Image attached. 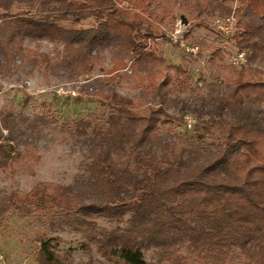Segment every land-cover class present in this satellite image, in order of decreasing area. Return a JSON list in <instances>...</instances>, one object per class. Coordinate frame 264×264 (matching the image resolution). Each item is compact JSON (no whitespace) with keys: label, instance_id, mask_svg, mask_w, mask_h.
<instances>
[{"label":"trees","instance_id":"1","mask_svg":"<svg viewBox=\"0 0 264 264\" xmlns=\"http://www.w3.org/2000/svg\"><path fill=\"white\" fill-rule=\"evenodd\" d=\"M163 1L0 0V74L18 62L17 67L30 66L29 72L48 67L79 77L91 74L101 62L99 54L110 48L119 58L106 73L119 77L130 59L133 69L143 71L138 83H145L154 103L147 114H140L129 98L106 95L103 103L112 112L92 129L88 188L41 181L27 193H13L9 203L23 212L33 206L86 218L94 212L130 213L128 226L97 239L99 253L113 256V264H148L143 247L184 243L197 260L171 252L168 258L174 264H222L231 254L241 264H264V0H238L235 8L223 5L234 0H168L187 3L188 12L202 23V10L214 15V8L235 21L232 41L246 62L233 68L228 89L209 83L206 93L188 86L186 70L168 67L149 46L163 35L161 22L174 17L171 9L161 7ZM14 3L27 9L12 14ZM89 18L91 26H76ZM28 38L48 39L61 48L51 55L25 44ZM185 91L191 100L181 96ZM172 94L180 120L187 114L196 117L194 138L158 137L159 113L167 120L173 117L165 112ZM91 126L80 119L74 132L86 133ZM205 135L215 140L207 143ZM14 140L8 119L0 118V168L10 166ZM125 144L124 156L114 155ZM37 261L66 264L49 240L40 241Z\"/></svg>","mask_w":264,"mask_h":264},{"label":"rangeland","instance_id":"2","mask_svg":"<svg viewBox=\"0 0 264 264\" xmlns=\"http://www.w3.org/2000/svg\"><path fill=\"white\" fill-rule=\"evenodd\" d=\"M223 5L235 8L239 2L225 1ZM154 6L160 10L152 4ZM162 6L171 9L174 17L168 16L161 22L164 33L150 41V48L168 67L182 66L186 70L188 86L204 93L209 83L228 89L235 78L233 68L239 69L246 62L245 54L238 51L232 41L233 17L219 15L217 8H214V15L203 9L202 23L188 12L189 6L185 2L164 0ZM25 9V5L14 3L10 12L19 14ZM92 24L93 20L89 18L76 26ZM25 44L39 47L51 55H55L57 47L61 48L60 44L48 39L28 38ZM239 54L243 56L240 58ZM99 55L101 62L92 73L79 77L48 67L29 72L30 66L17 67L18 62L0 74V118L8 119L15 138L12 162L8 167L0 168V264H39L37 249L41 240H49L66 264H113V256L104 257L99 253L97 239L109 230L128 226L130 213L94 212L86 218L81 213L56 209L39 211L33 206L30 212H23L9 203L13 193H27L41 181L69 185L78 190L88 188L86 165L93 147L92 129L103 125L112 112L107 103H103L107 100L106 95L115 92L129 98L130 106L140 114H147L154 106L151 95L144 89L145 83H138V77L144 75L142 70L133 69L131 60L126 59V68L120 71L121 75L111 79L112 75L106 72L119 55L110 48ZM165 71L174 75V69ZM181 96L186 100L193 98L188 91ZM177 104L175 94L165 104V112L173 116L172 120L159 113L157 133L162 140L195 137L196 117L187 114L180 120ZM80 119L92 123L86 133L74 132ZM3 132L6 134L7 131ZM203 140L211 143L215 139L205 135ZM127 146L118 148L114 155L124 156ZM89 198L96 200L94 195ZM16 202L20 203L18 199ZM141 251L148 264H174L168 258L171 252L197 260L195 252L186 243L148 245ZM234 252L239 251L235 249ZM241 262V258L231 254L222 264Z\"/></svg>","mask_w":264,"mask_h":264},{"label":"built area","instance_id":"3","mask_svg":"<svg viewBox=\"0 0 264 264\" xmlns=\"http://www.w3.org/2000/svg\"><path fill=\"white\" fill-rule=\"evenodd\" d=\"M243 54H239V57L241 58ZM188 125H190V121L187 120Z\"/></svg>","mask_w":264,"mask_h":264}]
</instances>
